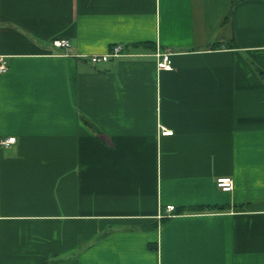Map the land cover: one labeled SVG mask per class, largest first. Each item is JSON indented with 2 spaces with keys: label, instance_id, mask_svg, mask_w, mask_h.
Wrapping results in <instances>:
<instances>
[{
  "label": "crops",
  "instance_id": "0c3cea01",
  "mask_svg": "<svg viewBox=\"0 0 264 264\" xmlns=\"http://www.w3.org/2000/svg\"><path fill=\"white\" fill-rule=\"evenodd\" d=\"M0 58V264H264V0H0Z\"/></svg>",
  "mask_w": 264,
  "mask_h": 264
},
{
  "label": "built area",
  "instance_id": "2783aa9c",
  "mask_svg": "<svg viewBox=\"0 0 264 264\" xmlns=\"http://www.w3.org/2000/svg\"><path fill=\"white\" fill-rule=\"evenodd\" d=\"M52 43L59 48H69L71 46L70 40L67 38H54ZM174 52L168 49L157 48V50L152 54L156 58L157 68L159 70H173V60L172 55ZM126 56H135L134 53L130 52L126 45L123 43H117L110 47L107 52L104 53H94L89 55H84L83 57L89 60L92 64H98L102 62H108L111 59L123 58ZM7 70L6 61L0 58V72ZM173 130L163 128L162 134L168 135L172 134ZM16 141L15 136H10L6 138H0V146H9ZM216 185L223 191L229 192L234 188V179L231 176H220L216 179ZM175 205H168L167 211L171 213L175 211Z\"/></svg>",
  "mask_w": 264,
  "mask_h": 264
}]
</instances>
